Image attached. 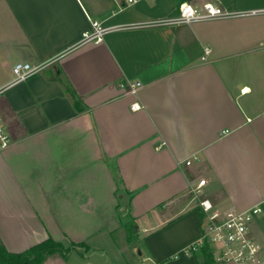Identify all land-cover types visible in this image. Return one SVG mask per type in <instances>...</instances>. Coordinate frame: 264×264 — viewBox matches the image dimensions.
<instances>
[{"label": "crops", "instance_id": "1", "mask_svg": "<svg viewBox=\"0 0 264 264\" xmlns=\"http://www.w3.org/2000/svg\"><path fill=\"white\" fill-rule=\"evenodd\" d=\"M183 3L239 15L139 27ZM92 22L112 30L82 44ZM16 63L43 69L12 84ZM0 90L10 254L51 239L73 248L44 264H201L198 181L220 211L264 200V0H0Z\"/></svg>", "mask_w": 264, "mask_h": 264}, {"label": "built area", "instance_id": "2", "mask_svg": "<svg viewBox=\"0 0 264 264\" xmlns=\"http://www.w3.org/2000/svg\"><path fill=\"white\" fill-rule=\"evenodd\" d=\"M124 9L131 8L140 2L150 0H119ZM247 14H255L251 11ZM238 13L230 12L221 7L206 3L201 7H195L189 3L179 6L178 14L168 20L148 21L139 27H157L163 25H181L197 21H214L238 16ZM112 29L103 28L99 23H91V31L82 34V44H96ZM210 53V48L205 47L201 60L204 61ZM43 69V65L32 66L29 63H16L13 66V82L18 84L25 82ZM140 84L122 83L119 87L129 93H135ZM1 94V90H0ZM138 108V107H134ZM10 144L9 136L0 121V150L6 149ZM187 166L190 161H186ZM206 180L201 179L191 190L194 198L198 199L203 218L201 222V234L195 243L187 247L186 253L194 254L206 245L213 248L215 261L231 264H264V246L257 243L250 235L251 222L259 217H264V200L244 210L220 211L215 209L207 199H201L202 188Z\"/></svg>", "mask_w": 264, "mask_h": 264}, {"label": "trees", "instance_id": "3", "mask_svg": "<svg viewBox=\"0 0 264 264\" xmlns=\"http://www.w3.org/2000/svg\"><path fill=\"white\" fill-rule=\"evenodd\" d=\"M73 248H64L61 244L47 239L44 242L28 249L22 254H10L0 244V264H44L51 257H63ZM201 264H214L213 248L210 245L200 249Z\"/></svg>", "mask_w": 264, "mask_h": 264}, {"label": "rangeland", "instance_id": "4", "mask_svg": "<svg viewBox=\"0 0 264 264\" xmlns=\"http://www.w3.org/2000/svg\"><path fill=\"white\" fill-rule=\"evenodd\" d=\"M255 220H253L251 222L250 226H249V229L251 231L252 238L257 243H259L261 245H264V235H262L260 229L257 227V224H254V221ZM127 235L130 236V237H132V235H133V232H132V228L131 227H128ZM117 236H119V233L118 232H117ZM120 244H122V242ZM129 251H133L132 252L133 257H135V258L138 257V255H137V246H135L134 248L130 249ZM66 261H67V264H83V263H81L79 261V259L74 254H69V256L67 257V260ZM48 264H51V263L49 262ZM222 264H226V263H222ZM227 264H231V263H227Z\"/></svg>", "mask_w": 264, "mask_h": 264}, {"label": "snow or ice", "instance_id": "5", "mask_svg": "<svg viewBox=\"0 0 264 264\" xmlns=\"http://www.w3.org/2000/svg\"><path fill=\"white\" fill-rule=\"evenodd\" d=\"M247 91V90H246Z\"/></svg>", "mask_w": 264, "mask_h": 264}]
</instances>
